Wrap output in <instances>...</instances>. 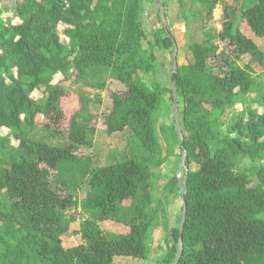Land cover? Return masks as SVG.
Masks as SVG:
<instances>
[{"label":"trees","instance_id":"1","mask_svg":"<svg viewBox=\"0 0 264 264\" xmlns=\"http://www.w3.org/2000/svg\"><path fill=\"white\" fill-rule=\"evenodd\" d=\"M147 1L15 0L11 11L19 21L0 18V264H114L115 256L146 260L151 231L159 223L166 231L163 264H264V92L255 88L262 83L251 61L240 64L250 55L264 65V49L240 28L243 20L264 37V0H242L239 20L225 5L222 29H205L202 41L188 45L193 60L177 67L178 144L182 153L186 149L188 167L178 261L181 224L167 231V220L158 219L160 211L165 218V201L153 194V166L164 162L163 131L155 119L164 103L163 88L158 83L151 88L138 77L139 71L156 69L155 54L143 45ZM201 1L212 18L218 0ZM180 3L186 6L185 0ZM60 23L66 24L67 43L61 40ZM154 34L158 44L171 48L173 37L165 26ZM220 52L227 57L216 70L209 63L218 61ZM104 70L107 80H88ZM72 72L91 87L105 89L110 82L111 108L103 128L108 134L128 129L142 152L98 165L78 153L92 145L97 129L86 95L70 117L64 142L32 133L42 114L47 135L62 134L61 98L69 92L53 79ZM35 89L43 91L42 98L32 96ZM171 91L173 98V86ZM253 91L262 112L249 107L223 119L226 109ZM2 128L8 133L1 134ZM192 163L198 167L191 169ZM177 186L173 176L166 188L172 193ZM153 202L156 209L149 211ZM70 208H80L76 232L83 240L65 247L62 236L77 219L68 214ZM104 220L127 231L107 232Z\"/></svg>","mask_w":264,"mask_h":264},{"label":"rangeland","instance_id":"2","mask_svg":"<svg viewBox=\"0 0 264 264\" xmlns=\"http://www.w3.org/2000/svg\"><path fill=\"white\" fill-rule=\"evenodd\" d=\"M14 1L15 0H0V9H2L0 18L4 21L8 20L13 23L19 21L17 17L12 16L11 8ZM185 1L186 6L184 7L181 5L180 0H161L159 9L157 8V0L147 1L145 6L144 25L148 35L143 40V45L155 54L156 69L154 72H138V77H140L147 86L153 88L156 87L155 85L158 83L163 88L164 103L161 102V107L155 113V119L159 130L163 131L162 133L160 131L159 140L165 150L161 155L164 158V162L160 166H153V171L155 172L153 178V194L154 197H161L165 201V218L162 217L163 214L160 211L158 219H160V222L164 219L167 220V231H171L174 227L181 224L184 206L182 187L185 181L186 170L188 169L185 164V158H182V149L178 144V137L182 135L179 129L178 109L175 111L173 108L171 88L173 86L172 73L174 64H185L193 60V54L188 45L192 41H202L204 39L205 29L209 27H214L218 30L222 29L223 7L225 5L230 7V14L234 19L239 20L242 12V0H218L216 8L213 11V17L208 18V4L201 0ZM5 7H10V10H6ZM158 15H160V19ZM162 26H165L173 37L171 48L163 47L158 44L155 39V30ZM65 27L66 24L60 23L58 30L61 34V40L67 43L68 38L62 33ZM240 28L247 36L251 37L262 49H264V37L256 35L243 20L240 21ZM226 57V54L220 52L217 57L218 61L210 59L209 64L217 70V63H224ZM246 61H251L255 71L254 75L257 81L262 83V87H257L256 85L255 88L261 89L264 92V77L261 75L264 65L252 59L250 55H245L243 60H240V64L244 65ZM72 73L73 74L67 78H65L63 74L57 73L53 79L54 83H62L69 92L61 98V106L65 114V118L62 122V134L57 137L48 136L41 128L42 124L48 121L42 114L36 116V121L38 123L32 133L34 132L52 143L64 142L70 117L79 109L82 96L86 95V97L88 96L91 99V109L96 113V120L94 123L97 129L93 136L92 145L82 146L78 153L84 157H91L92 160H94V164L98 165L123 159L132 151L142 152L138 150L139 145L136 142L132 141V139L130 141L131 132L128 129L108 134L103 128L104 115L111 108V99L109 96L111 89L110 82L105 89L91 87L84 82H78L75 77V72ZM106 75L107 71L104 70L101 75L89 76L88 80L92 82L107 80ZM32 96L36 99H40L43 97V91L41 89H35ZM249 107L257 108L260 112L263 110L257 99L256 91L249 93L234 107L226 109L223 119L228 120L240 111H246ZM172 123H176L178 128L172 127ZM8 131L9 129L2 128L1 134L5 135ZM12 142L13 144H17V140L15 139H13ZM167 147H169V149H167ZM256 163H259V161H256ZM242 166L243 164L238 165V168ZM197 167L195 163L190 165L191 169H196ZM55 173L56 170L52 169L50 177L54 186H56L54 179ZM173 176H176L178 186L174 192L169 193L166 185ZM85 192L86 190L79 191V197H83ZM129 203L130 200L124 201V204ZM156 205L157 203L153 202L149 207V211H154ZM67 212L77 217V219L71 223L69 231L62 236L64 246L72 247L81 243L83 240L81 235L76 232L80 227L82 216L80 214V208H70ZM163 226L159 223V225L155 226L151 231L148 259L142 260L131 256H115L114 264H163L161 257L167 250V243L165 242L166 231ZM101 227L105 231L112 233H125L127 231L125 225L113 220L102 221Z\"/></svg>","mask_w":264,"mask_h":264},{"label":"water","instance_id":"3","mask_svg":"<svg viewBox=\"0 0 264 264\" xmlns=\"http://www.w3.org/2000/svg\"><path fill=\"white\" fill-rule=\"evenodd\" d=\"M160 1L161 0H157V8L159 9V5H160ZM169 31V30H168ZM177 67H178V63L174 64L173 67V73H172V83H173V108L176 111L177 109V88H176V73H177ZM186 155V149H184L183 151V155L182 158H185ZM182 194H183V200H184V206H183V215H182V221H181V234H180V249H179V253L177 256V261L180 259L182 251H183V224H184V220L186 217V213H187V195L185 190L182 188Z\"/></svg>","mask_w":264,"mask_h":264}]
</instances>
